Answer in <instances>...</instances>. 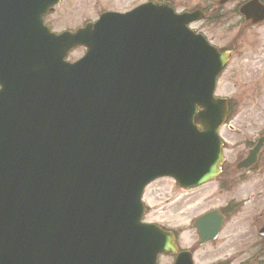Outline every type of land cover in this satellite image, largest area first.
Returning <instances> with one entry per match:
<instances>
[{"label":"water","instance_id":"water-1","mask_svg":"<svg viewBox=\"0 0 264 264\" xmlns=\"http://www.w3.org/2000/svg\"><path fill=\"white\" fill-rule=\"evenodd\" d=\"M58 1L0 3V264H156L173 239L141 223L144 187L220 172L228 105L213 94L229 53L188 30L199 12L156 3L75 32L36 28ZM240 12L264 20L258 0ZM78 46L84 57L67 61ZM20 51L47 58L37 79L14 80Z\"/></svg>","mask_w":264,"mask_h":264},{"label":"flooded vegetation","instance_id":"flooded-vegetation-1","mask_svg":"<svg viewBox=\"0 0 264 264\" xmlns=\"http://www.w3.org/2000/svg\"><path fill=\"white\" fill-rule=\"evenodd\" d=\"M21 1L32 2L0 0V3L19 4L17 2ZM148 1L168 2L177 9L181 2L185 4L187 0H122L125 3L123 7H101V10L128 12ZM64 2L65 0H62L50 8L41 7L40 22H35L34 26L42 27L43 23V26H49L54 32L80 27L81 23L63 26ZM201 5L206 6L202 8ZM227 5H219V0H199L195 7H185L182 11L203 10L205 20L191 23V28L204 34L220 51H233L234 55L238 50L239 41L232 40L224 45L220 44L219 33L215 32L223 29L231 15L237 13L240 7L237 5L233 10H226ZM13 10L17 17L24 16L22 7L15 6ZM35 42L29 50L37 49V38ZM21 60L22 55H18L17 62L20 63ZM42 72V56L37 52L27 56L24 66L18 65L15 69L19 78L27 75L37 79ZM231 121H234L235 126L229 124ZM260 122L251 123L252 131L249 135L241 119L236 118V114L229 116L226 124L220 129L224 153L221 172L212 181L185 189L171 178H161L147 186L142 198L145 205L143 221L171 232L175 243L173 255L160 254L157 264H160L162 258H168L170 263L174 264L178 254L183 251L189 253L193 264H264V126H256ZM229 139H232L231 144ZM248 157L251 161L244 165ZM163 180L167 181V185L159 183ZM163 196L164 203L170 204L167 211L170 214L169 220L160 219V214L155 213V207L151 206ZM247 204H251L255 211L251 218L247 215ZM219 213L223 218L220 232ZM204 216L208 217L200 221ZM230 223L232 231L228 232ZM223 235L231 238L234 243L233 256L231 259L219 261V240L225 237ZM244 255L249 257L238 261Z\"/></svg>","mask_w":264,"mask_h":264},{"label":"rangeland","instance_id":"rangeland-1","mask_svg":"<svg viewBox=\"0 0 264 264\" xmlns=\"http://www.w3.org/2000/svg\"><path fill=\"white\" fill-rule=\"evenodd\" d=\"M242 1L245 0H233L225 9L233 10L234 6ZM198 2L199 0H187L185 4L181 2L177 9L194 7ZM124 5L122 0H65L63 26L76 25L87 18H95L101 7L120 8ZM215 32L219 33L220 44L224 45L232 40L239 41L238 50L218 78L216 95L233 101L236 118L241 119L245 131L250 135L252 122L261 121L256 126L258 128L264 126V22L253 26L246 23L239 13H235L231 15L223 29ZM82 54V50H77L69 59L78 58ZM229 124L235 126L234 121ZM229 141L231 144L232 139ZM159 183L167 185L166 180ZM165 196L158 202L150 200L156 203L151 205L149 202V204L152 208L155 207V213L160 214V219L169 220L170 214L167 211L170 204L164 203ZM246 210L249 218L255 213L251 204H247ZM231 224L228 226V232L232 231ZM223 236L225 237L219 240V261L231 259L233 256L234 243L231 238ZM248 257V255L241 256L238 261L246 260ZM160 264L171 263L168 258H162Z\"/></svg>","mask_w":264,"mask_h":264}]
</instances>
